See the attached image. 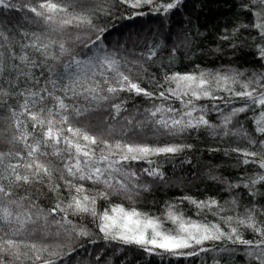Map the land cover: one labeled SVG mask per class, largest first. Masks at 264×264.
<instances>
[{
  "label": "snow or ice",
  "instance_id": "1",
  "mask_svg": "<svg viewBox=\"0 0 264 264\" xmlns=\"http://www.w3.org/2000/svg\"><path fill=\"white\" fill-rule=\"evenodd\" d=\"M123 7L134 11L125 14ZM187 7L186 0H0V10L23 13L24 21L0 23V264H70L68 258L85 247L80 240L98 243L73 219L83 216L95 223L100 239L149 255L194 257L215 245L217 251L246 249L250 262L264 264V0H237L239 11L218 37L225 47L214 50L220 58L226 49L236 56L241 41L259 69L209 71L196 65L192 72L165 73L162 81L149 75L151 90L142 86L144 64L120 56L136 34L108 26L117 16L183 17ZM185 23L191 25L184 33L190 47L199 26L191 19H182ZM156 56V47L141 53L148 61ZM135 97L149 106L130 112ZM205 100L210 105L201 103ZM237 101L242 103L228 111L220 106ZM209 111L219 114V123L209 119ZM249 112L256 113L245 117L251 130L238 119ZM148 133L168 139L149 141ZM194 134L246 141L243 148L211 149L244 168L239 179H209L247 190L250 206L237 212L235 196L230 215H223L229 209L214 198L182 196L162 216L133 206L152 190L143 177L167 182L160 158L194 147L173 138ZM42 197L49 199L48 207ZM100 201L106 202L102 209ZM185 201L218 219L185 217L179 210Z\"/></svg>",
  "mask_w": 264,
  "mask_h": 264
},
{
  "label": "trees",
  "instance_id": "2",
  "mask_svg": "<svg viewBox=\"0 0 264 264\" xmlns=\"http://www.w3.org/2000/svg\"><path fill=\"white\" fill-rule=\"evenodd\" d=\"M186 3L188 7L182 9L183 17L177 15L174 18H168L150 14L136 17L134 20H125L117 16L109 23L110 28L115 24L121 31H130V34H136V42L126 41L121 48L120 56L129 61L140 60V63L148 69L147 74H142L145 77L142 86L152 89V84L148 81L149 75H153L157 80L162 81L165 73L192 72L196 70V65L209 71L240 68L245 72H249L259 69L258 63L248 54L251 49L243 47L241 41H238V43H241L242 50L237 52L236 56H232L231 50L226 49L228 54L220 58L214 51L218 45L221 48L225 47V44L218 37L223 28L231 25L235 14L239 11L236 7L237 0H186ZM193 5H196V7L193 8ZM122 10L125 14H131L134 11L128 7H123ZM22 15L23 13L16 11L0 10V23L7 24L9 27L13 24H23L24 21L20 19ZM182 19H191L199 26L198 32L200 34L190 37L192 41L190 47L185 46L184 33L191 29V25L185 23L182 26ZM128 25L132 26L130 30L127 28ZM244 35L245 38L250 39L248 33ZM169 36L172 37L171 41H169ZM129 43H131L130 47L128 46ZM152 47H156L157 56L151 61L141 59V53L146 55ZM172 49H175L174 54ZM201 103L210 105L207 100L201 101ZM241 103V101H237L233 105L225 106L221 104L220 106L224 111H228L229 107L239 106ZM148 106L149 101L145 98L135 97L129 103L128 108L132 112L135 109H143ZM208 115L213 123L220 122V116L215 111H209ZM255 115L256 113L249 112L241 114L238 119L244 124L245 128L251 130L252 125L245 117L254 119ZM118 130L119 125L117 124ZM146 138L149 141L168 139L167 137H153L151 133H148ZM173 139L192 143L194 147L191 151L175 158H160L159 163L165 173L167 182L152 181L150 178L143 177V180L153 185L152 190L142 192L133 206L153 216H162L166 206L169 203L179 201L182 196H191L197 200L208 198L219 200L221 204L229 209L223 215L232 214L230 201L234 196L239 201L237 212H242L243 209L250 206L249 201L251 198L247 196V190L226 189L224 184L218 182V180L237 181L240 174L244 172V168L237 164L232 157L225 156L223 151H211L213 147L220 149L243 148L247 146L246 141L236 137L221 138L202 134H194L190 138L179 137ZM188 160H191V164L187 162ZM135 167L139 168L141 166L136 165ZM212 175L217 176L218 180L209 179V176ZM40 202L45 207L49 206V199L47 198L42 197ZM113 202L124 203L125 206L129 205L128 201L119 197H113ZM256 202L259 203V198ZM105 205L106 202L100 201L98 206L102 209ZM179 210L184 213L185 217H191L193 220L203 218L215 222L218 219L209 212L197 213L196 208L186 201L179 205ZM73 219L77 224L92 231L98 243L88 244L86 240H80L78 243H83L85 247L74 252L68 258L70 264H215L216 260H219L220 264H255V262L249 261L245 254L246 249L237 248L235 252L217 251L215 249L218 246L215 245H206L212 250L194 257L149 255L136 246H125L100 239L95 223L88 216L74 217ZM165 227H172V225L167 223ZM251 236L250 231L245 232L246 238H251ZM228 247L231 248L232 246L228 245ZM98 254L101 256L100 261L95 259Z\"/></svg>",
  "mask_w": 264,
  "mask_h": 264
}]
</instances>
